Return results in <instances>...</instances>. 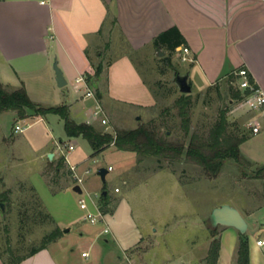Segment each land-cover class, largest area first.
I'll return each instance as SVG.
<instances>
[{
	"label": "rangeland",
	"instance_id": "374dc122",
	"mask_svg": "<svg viewBox=\"0 0 264 264\" xmlns=\"http://www.w3.org/2000/svg\"><path fill=\"white\" fill-rule=\"evenodd\" d=\"M94 49L95 54L98 52L101 55L100 59L94 58V65L101 66V73L112 59L121 55L117 50L110 52L106 39H102ZM160 50L162 56H158L157 52L148 55L145 50L144 54H127L140 72L153 103L143 107L132 102L102 100L100 104L113 130L133 129L139 124H147L169 140L186 139L175 104L181 93L174 79L176 75L190 70L189 63L181 61L175 51L169 53ZM165 56L170 58L172 68L161 60ZM105 80L104 76L89 80L90 90L94 95H101V99ZM224 81L197 93L201 78L191 71V103L188 109L190 133L206 136L217 122L219 110L224 107L227 108V130L249 137L244 123L257 115L243 112L240 102L230 100L228 84ZM232 86L236 88L237 83L233 82ZM58 90L62 93L65 91ZM21 121L12 112L0 114V203H3L4 210L0 212L2 259L9 258L6 253L8 246L14 255L22 256L32 247H38L51 231L59 229L61 236L64 230L69 229L62 239L54 241L52 251L58 255L63 249H73L67 255L81 262L79 253L86 249L91 238L85 235L80 237L79 234L78 228L86 226L82 221L83 211L78 206L80 199L89 210L92 203H97L102 212L108 211L111 206L120 220V228L129 233L133 231V222L148 230L147 237L135 249L126 252L128 264H144L153 258H163L166 254L162 250H171L172 246L176 253H180L185 242L197 243L198 249H202V240L209 238L210 231L217 233L220 228H210L208 217L211 207L221 201H229L240 213L244 212L241 207L248 210L256 208L250 216L242 215L248 226L247 235L264 243V181L252 177L254 168L264 165V134L251 137L240 146L241 154L253 163L251 168L239 169L232 161L225 160L221 172L213 179L205 177L198 166L185 161L157 162L149 157L137 160L131 152L117 150H106L90 157L91 149L87 143L80 138H67L62 120L54 114H48L41 124L33 125L27 131L15 132V125L28 123ZM58 139L67 145L75 142V152L87 156L80 166V172L76 170L81 179V194L71 190L72 186L78 184L66 162L58 173L48 166L45 159L38 164L36 157L40 149ZM65 149L66 145H62L54 160L61 156L64 158ZM108 166L111 170L107 171L102 183L96 172L99 168L107 170ZM103 187L108 197L105 207L99 198ZM113 188L119 192L114 193ZM38 212L47 213L52 222ZM203 215L206 219L202 221ZM129 216L132 221H128ZM150 227L157 233L153 238L151 235L149 237ZM96 228L99 230L100 226L96 225ZM95 242L96 246L103 245L102 239Z\"/></svg>",
	"mask_w": 264,
	"mask_h": 264
},
{
	"label": "crops",
	"instance_id": "0c3cea01",
	"mask_svg": "<svg viewBox=\"0 0 264 264\" xmlns=\"http://www.w3.org/2000/svg\"><path fill=\"white\" fill-rule=\"evenodd\" d=\"M40 1L0 0V83L7 91L23 86L28 97L41 106L65 105L70 119L76 123L102 129L91 117L93 100L83 98L82 91L74 85L79 76L88 78L89 88L90 79L106 77L102 99L101 95H94L99 103L106 98L109 102L152 105L150 91L127 54L157 52L152 45L153 38L171 27L179 31L185 40L184 47L188 49V61L185 62L189 63L190 70L183 74L188 75V82L192 70L201 78L197 93L205 92L223 80L226 83V78L235 76L234 72L239 68H245L252 82L264 93V0H45L44 4ZM102 39L109 42L110 52L117 50L121 55L112 59V63L110 61L104 73L95 76L98 65H94V60L100 59L101 55L95 54L94 47ZM54 62L65 81L60 88L55 82ZM58 89L65 91L62 93ZM241 109L259 116L257 112ZM47 115L29 117L21 122H30L26 123L27 131L33 125L41 124ZM262 134L264 131L249 135L247 140ZM79 138L85 141L81 137L73 139ZM75 144L69 143L73 149L64 153V161L68 168L75 166L80 172L87 156L76 153ZM62 145L67 143L60 139L45 145L36 157L38 164L43 159L49 162L48 153L53 154L54 160ZM106 150L116 149L109 146ZM222 204L237 209L229 201H221L210 211ZM241 208L243 213L237 210L242 217V214L248 217L256 210ZM103 213L109 230L107 234L100 233L102 224H98V230L96 225L84 220L86 226L78 228L80 237L91 238L86 249L79 253L81 262L67 255L73 249H63L58 255L52 251V245L62 239L68 229L55 242L17 264H128L126 252L135 249L147 237L148 230L133 222L135 228L133 226L129 233L120 228V220L111 206ZM204 215L202 221L206 219ZM128 221H132L130 216ZM149 230V237H155V229L150 227ZM247 231L248 226L244 234L248 244V264H264V243L261 241V245H257L258 239L253 240ZM239 236L235 229L220 226L214 237L219 242L214 264H236ZM214 238L209 236L202 240V249H198L197 243L185 242L180 253H176L172 246L171 250H162L166 254L163 258H153L144 264H206L209 244ZM98 239H102V246H96ZM82 253L86 255L81 256ZM0 264H5L1 257Z\"/></svg>",
	"mask_w": 264,
	"mask_h": 264
},
{
	"label": "trees",
	"instance_id": "16d2710c",
	"mask_svg": "<svg viewBox=\"0 0 264 264\" xmlns=\"http://www.w3.org/2000/svg\"><path fill=\"white\" fill-rule=\"evenodd\" d=\"M155 49H163L169 53L177 48L185 46V40L175 27H171L160 32L152 40ZM163 63L172 68L170 58L165 56L161 59ZM101 66H97L94 75L101 73ZM86 78V77H85ZM237 77L230 75L226 78L228 84V95L230 100L240 101L248 91L240 92L237 87L233 88L232 83ZM88 82V78H86ZM250 83L251 78L248 77ZM210 89V88H209ZM208 89V90H209ZM189 94H180L175 100L180 118V126L186 139L169 140L158 134L155 127L147 124H139L133 129H114V135L103 132L102 129L86 123H76L69 117L68 109L65 105L55 107H44L33 102L27 95L23 86L13 91H7L0 83V114L12 112L17 118L25 119L33 116L42 117L47 114L57 115L63 123L64 134L67 138L81 137L86 141L91 149V156H96L109 146H113L118 151L134 153L135 157L142 159L145 157L154 158L157 162L162 160L185 161L198 166L205 177L215 179L223 168L225 160L232 161L239 169L251 168L252 162L244 157L240 152V146L247 140L244 133H234L227 130L226 113L227 108L219 110L217 122L209 129L206 136L190 133L188 109L191 103ZM29 112V113H28ZM61 156L57 161L47 162L48 166L58 173L64 163ZM252 177L264 181V166L254 168ZM244 175L245 173L242 172ZM105 191L104 187L102 191ZM100 203L105 207L108 203L107 192L100 197ZM45 219H52L47 213L38 212ZM216 233L210 231V236L214 238ZM60 237V230L51 231L45 236L38 247H32L22 256H16L11 249H6L9 255L5 264H17L45 248L49 243ZM219 242L213 239L208 248L205 258L206 264H214L218 255ZM236 264H248V244L245 235H240L236 249Z\"/></svg>",
	"mask_w": 264,
	"mask_h": 264
},
{
	"label": "built area",
	"instance_id": "2783aa9c",
	"mask_svg": "<svg viewBox=\"0 0 264 264\" xmlns=\"http://www.w3.org/2000/svg\"><path fill=\"white\" fill-rule=\"evenodd\" d=\"M46 1L41 0L39 3L44 4ZM180 57L181 61H188L186 55L188 54V49L184 46L179 47L175 50ZM234 75L237 77V89L240 92L248 91V94L243 95L242 99L239 101V106L242 107L246 112H257L259 116L249 118L244 123V129L249 135H258L264 131V93L260 90L253 82L250 83L248 80L249 74L245 68H239L234 72ZM74 85L78 90L82 91L83 98H91L93 100V105L91 108V117L93 120L97 121L102 127L103 132L110 133L114 135V131L110 128L104 109L97 101L94 96V93L90 90L88 82L84 76H79L74 80ZM27 124L25 125H15V132H23ZM73 149L72 145H66L65 151H71ZM70 171L74 175L78 186L80 187L81 179L76 174L75 166H70ZM111 167H107V171H110ZM114 192H118L117 188H114ZM100 198V194H99ZM98 198V199H99ZM78 206L81 211H83L82 220L86 221L90 225L102 224L103 227L100 231L101 234H107L109 232L108 227L105 223L104 213L99 209L97 203H92V209L89 210L85 202L80 199L78 201ZM257 245H261V241H256ZM85 253H82L81 256H85Z\"/></svg>",
	"mask_w": 264,
	"mask_h": 264
},
{
	"label": "water",
	"instance_id": "95a60500",
	"mask_svg": "<svg viewBox=\"0 0 264 264\" xmlns=\"http://www.w3.org/2000/svg\"><path fill=\"white\" fill-rule=\"evenodd\" d=\"M158 56H162L163 52L161 50L157 51ZM53 69L55 72V82L57 87H62L65 85V81L62 77V73L56 66V62L53 64ZM175 84L181 94H189L191 92V86L188 82V75H176L174 79ZM53 154H46L47 160L50 162L52 160ZM97 176L100 178L102 183H104L105 175L107 170L104 168H99L96 172ZM71 190L76 194H81V189L78 185L72 186ZM106 191H101V196H104ZM0 212L3 213V203H0ZM208 222L210 228H215L217 226L229 227L235 229L238 234L244 235L247 229V223L238 210L228 204H222L220 206L214 207L209 214ZM65 232L67 230H64Z\"/></svg>",
	"mask_w": 264,
	"mask_h": 264
}]
</instances>
